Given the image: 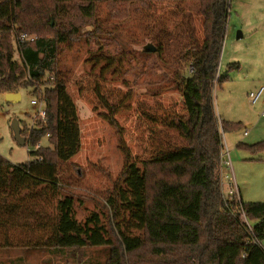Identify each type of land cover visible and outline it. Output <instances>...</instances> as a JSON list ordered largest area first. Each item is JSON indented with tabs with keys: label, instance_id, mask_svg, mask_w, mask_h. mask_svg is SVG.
<instances>
[{
	"label": "trees",
	"instance_id": "obj_1",
	"mask_svg": "<svg viewBox=\"0 0 264 264\" xmlns=\"http://www.w3.org/2000/svg\"><path fill=\"white\" fill-rule=\"evenodd\" d=\"M72 1L0 0V93L33 89L45 101L48 119L23 128L26 145L48 141L31 153L35 160L15 165L0 155V220L39 227L45 246L108 247L107 264H264V203L245 202L238 194L239 199L230 200L223 190V130L242 125L219 117L214 91L222 80L217 74L233 0H179L199 2L204 17L202 40L192 31L187 41L189 74L176 75L184 112L156 114L164 128L152 129L145 157L122 146L121 183L107 199L112 235L98 214L79 222L74 198L61 195L59 165L79 153L81 131L66 75L57 65L59 47L78 34L77 11L90 17L103 0ZM22 35L35 40L22 42ZM150 43L155 51L143 54L162 53L161 46ZM98 57L97 64L107 61L105 55ZM97 94L104 99L100 90ZM104 107L109 111L105 119L119 128L115 117L121 107L108 101ZM240 147L264 151V143ZM148 245L155 259L129 257Z\"/></svg>",
	"mask_w": 264,
	"mask_h": 264
},
{
	"label": "rangeland",
	"instance_id": "obj_2",
	"mask_svg": "<svg viewBox=\"0 0 264 264\" xmlns=\"http://www.w3.org/2000/svg\"><path fill=\"white\" fill-rule=\"evenodd\" d=\"M72 4L81 2L73 0ZM203 22L196 1L103 0L96 3L90 17L77 11L78 34L60 45L57 65L66 75L67 90L80 118L81 149L69 162L59 165L61 195L74 198L79 222L98 214L101 225L115 234L107 199L121 183L125 165L122 146L139 159L145 157L152 129L164 128L157 115L184 112L176 75L189 74L190 62L188 56L184 58L190 52L187 41L192 31L202 40ZM52 36L48 31L47 37ZM150 41L161 46L162 53L143 54ZM100 55L107 61L97 64ZM19 58L16 52L15 59ZM219 74L222 80L214 89L219 115L226 121L242 123L240 129L225 132L231 152L223 190L229 192L234 184L242 183L244 201L264 203V151L252 154L246 148L233 150L231 143L232 136L248 146L264 143V118L259 115L263 100L254 106L249 101L250 92L264 85V0L230 3L218 80ZM19 93L22 97L18 102H10L0 93V155L15 165L35 160L31 153L37 151L35 145L22 146L14 137L13 120H19L22 128H30L39 109L32 104L33 89ZM106 101L121 107L115 117L119 128L104 117L109 113L104 107ZM42 144L48 146V141L44 139ZM235 150L241 156L258 155L262 161L235 163ZM1 219L0 264H107L108 247L45 246L39 227L23 222L15 226V221L5 225L6 217ZM138 256L142 261L151 260L152 247L148 245L129 257L139 261Z\"/></svg>",
	"mask_w": 264,
	"mask_h": 264
},
{
	"label": "built area",
	"instance_id": "obj_3",
	"mask_svg": "<svg viewBox=\"0 0 264 264\" xmlns=\"http://www.w3.org/2000/svg\"><path fill=\"white\" fill-rule=\"evenodd\" d=\"M34 40H35L34 37H28L26 35H22V37H21L22 42L23 41H32L33 42ZM192 71L193 70L191 69L190 72H192ZM218 77H220V74L218 75ZM261 99L263 100V106H264V85L260 86L256 90H252L249 94V101H250L251 105H253V106L258 104V102ZM32 104L35 106H38V108H39L36 115L33 117L32 126L35 125L36 119L42 120L44 123H46L48 119H47V109H46L45 101L42 99V97L35 95L34 99L32 100ZM259 115H260V117L264 118V107L261 110V112L259 113ZM223 132H224V130H223ZM245 135L247 136L248 132H246ZM46 138H48V136ZM41 146H42V144H39L36 147V149L41 148ZM223 158H224L226 164L229 166L230 165V155H229V150L228 149L226 150V148H225V151L223 154ZM41 159L42 158H39V160H41ZM226 178H228V177L226 176ZM228 193H229L228 197L230 200H233L236 198V195L238 194V192H237V188H236L235 184H234V188H231ZM245 221L248 224L249 230H252V226L248 222V220L245 219Z\"/></svg>",
	"mask_w": 264,
	"mask_h": 264
},
{
	"label": "crops",
	"instance_id": "obj_4",
	"mask_svg": "<svg viewBox=\"0 0 264 264\" xmlns=\"http://www.w3.org/2000/svg\"><path fill=\"white\" fill-rule=\"evenodd\" d=\"M262 86V85H261ZM253 106V105H252ZM263 107V104H261L260 105V108H262ZM260 110V109H259ZM218 114H219V112H218ZM219 117L222 119V120H225L223 117H221L220 115H219ZM229 122H232V123H237V122H235V121H233L232 119H231V121H230V119H229ZM250 127V126H249ZM225 132L227 133V132H229V133H232V132H234V131H226V130H224V132H223V137H224V142H225V144L227 143V149L229 150V152H231L230 151V144L228 143V139H227V136L225 135ZM227 141V142H226ZM232 148H233V150L237 147V148H240V149H243V150H245V148L243 147H240V144H242V143H238L235 139H234V137L232 136ZM229 144V145H228ZM246 151H250L249 149H247L246 148ZM252 154H256V153H258V152H253V151H250ZM234 154H235V158H236V161H235V163H244V162H249V161H251V162H255V161H262L260 158H259V156L258 155H245V156H241L238 152H236V150L234 151ZM259 154V153H258ZM241 159H242V161H241ZM226 172V171H225ZM237 177V182H238V176H236ZM224 185H225V183H224ZM236 188H237V192H238V196L244 201V199H243V190H244V188H245V186H244V184L242 185V183H239V185H237L236 186ZM246 202V201H245Z\"/></svg>",
	"mask_w": 264,
	"mask_h": 264
},
{
	"label": "water",
	"instance_id": "obj_5",
	"mask_svg": "<svg viewBox=\"0 0 264 264\" xmlns=\"http://www.w3.org/2000/svg\"><path fill=\"white\" fill-rule=\"evenodd\" d=\"M155 47L150 43L143 48L144 51H155ZM7 100L10 102H18L21 100V93H9L6 94ZM12 130L14 133L15 139L21 144L22 146H26V138L23 136V128L20 125L19 120L15 119L12 123Z\"/></svg>",
	"mask_w": 264,
	"mask_h": 264
}]
</instances>
